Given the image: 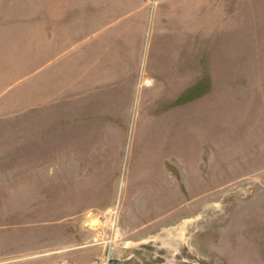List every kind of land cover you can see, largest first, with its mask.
I'll use <instances>...</instances> for the list:
<instances>
[{
  "label": "rangeland",
  "instance_id": "obj_1",
  "mask_svg": "<svg viewBox=\"0 0 264 264\" xmlns=\"http://www.w3.org/2000/svg\"><path fill=\"white\" fill-rule=\"evenodd\" d=\"M108 252L264 264V0H0V264Z\"/></svg>",
  "mask_w": 264,
  "mask_h": 264
},
{
  "label": "water",
  "instance_id": "obj_2",
  "mask_svg": "<svg viewBox=\"0 0 264 264\" xmlns=\"http://www.w3.org/2000/svg\"><path fill=\"white\" fill-rule=\"evenodd\" d=\"M120 259L119 258H115V257H110L108 264H119L120 263Z\"/></svg>",
  "mask_w": 264,
  "mask_h": 264
},
{
  "label": "built area",
  "instance_id": "obj_3",
  "mask_svg": "<svg viewBox=\"0 0 264 264\" xmlns=\"http://www.w3.org/2000/svg\"><path fill=\"white\" fill-rule=\"evenodd\" d=\"M110 257H111L110 252H108L106 256L104 257V259L102 260L101 264H108Z\"/></svg>",
  "mask_w": 264,
  "mask_h": 264
},
{
  "label": "crops",
  "instance_id": "obj_4",
  "mask_svg": "<svg viewBox=\"0 0 264 264\" xmlns=\"http://www.w3.org/2000/svg\"><path fill=\"white\" fill-rule=\"evenodd\" d=\"M158 87V85H155V83H154V85H153V87L152 88H157ZM159 88V87H158Z\"/></svg>",
  "mask_w": 264,
  "mask_h": 264
}]
</instances>
